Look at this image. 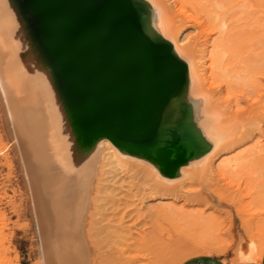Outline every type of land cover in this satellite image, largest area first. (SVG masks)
<instances>
[{"label": "bare ground", "instance_id": "bare-ground-1", "mask_svg": "<svg viewBox=\"0 0 264 264\" xmlns=\"http://www.w3.org/2000/svg\"><path fill=\"white\" fill-rule=\"evenodd\" d=\"M202 1L74 0L67 9L84 26L69 27L61 0H0V141L8 138L0 153L12 151L18 159L36 264H87L79 235H87L105 173H121L139 195L186 198L185 189L210 169H217L216 177L209 173L201 183L211 192L216 181L221 188L217 176L229 185L243 172L254 180L243 197L264 202V181L250 163L256 154L264 160V141L228 153L221 163L215 159L254 132L264 137V92L247 95L242 108L236 100L253 77L240 57L237 22L257 13L264 21V4ZM244 112L252 114L251 129L240 117ZM251 221L252 234L264 235V219ZM198 243L188 250L179 245L173 256L160 244L151 256L160 257L135 264H162L168 256L179 264L226 249Z\"/></svg>", "mask_w": 264, "mask_h": 264}, {"label": "rangeland", "instance_id": "rangeland-1", "mask_svg": "<svg viewBox=\"0 0 264 264\" xmlns=\"http://www.w3.org/2000/svg\"><path fill=\"white\" fill-rule=\"evenodd\" d=\"M261 1H263L264 4V0ZM202 2L205 1L203 0ZM187 9L189 12L192 11L189 7H187ZM239 10H241V8H236L238 12L237 15L242 16L243 14ZM258 15H260V13L250 15L237 22L238 25H240L239 29L241 36L238 42V48L241 54L240 57L247 62L253 73L249 86H243L241 92L236 91V100L240 108L246 105L245 102L248 101L247 95L253 96V98L256 99L257 94L264 92V21L259 20L257 18ZM243 33L248 34V36H244ZM244 95L245 97H243ZM241 116L244 122H248L246 125L247 129H251L252 125L250 124V118L252 114L249 115L248 112H244L240 117ZM254 133V138L243 137L239 139L237 142L238 145L235 144L231 149L222 152V155L216 156L215 159L217 158L218 161H223V157L226 158L227 155L230 157L231 155H236V152H241L243 150L247 152L249 149L255 147V145L262 143L264 137H259L256 132ZM1 140L3 142L0 141V147L8 141V138L4 136ZM9 152H7L6 155L5 152L3 154L0 153V264H36V262L38 263V261H36L38 255L35 241V226L29 212V197L22 182L17 156L14 152ZM256 155V160H253L255 159L253 158L250 163L256 167L255 171L257 170L256 172L260 175L259 178H262L264 181V160L262 159L260 161L258 157L259 154ZM263 156L262 154V157ZM215 159L214 164H217L218 161L216 162L217 159ZM257 161H259L258 164ZM218 165L212 164L214 167ZM216 168L219 167H215V169ZM210 170H208L210 174H207L216 177L215 174L217 169L215 170V174H213V172L211 173ZM241 173L243 172H240V174L235 173L236 177L233 180L234 184L232 183L233 188L230 187L232 181L229 175L227 176L225 174L230 178L229 185L227 184L228 181L226 182L227 178L222 177V175L217 176L218 180L221 179V181H219L221 188L217 189L219 185L218 181H216L217 187H214V192L207 189H212L213 187H205V185L203 186V183H201L203 180V182H205L204 176L207 175L205 174L201 177L203 178L202 181L201 178L200 181H198L200 182L199 184L197 180L193 181L195 184L185 189L187 191H184V193L187 192L185 194H188L186 198L184 195L180 194H177L179 197L177 196L175 198L158 195L149 197L146 195L147 193L143 191L139 195L140 191H137L138 188L130 185L131 182L129 183V181L128 183L129 186H132L130 187L132 190L127 188L126 185L128 184L125 182L126 178L121 175V173L113 178L111 177L113 176L111 175L112 173H105V180H103L104 182H102L101 185L104 187H101V191L98 194V196H100L96 202L98 207L95 205L97 211L95 207L92 208L95 215L92 221L87 224V235H79L80 241L85 248L86 263L135 264L137 258L147 259L149 256L151 259L149 258L148 260L152 262L154 259L160 257L153 258L155 254L157 252L159 253L161 250L159 247L160 244H162L160 245L161 247L166 245V249H170L169 254L173 256L174 253L180 254L179 250L182 251L181 249H190L192 243L196 245L198 242V244L205 242L210 244V246L213 245L212 247L217 246L218 248L214 247L216 249H219V247H222V250L226 248L224 249L225 251L223 250L220 254L219 252L212 254L217 253L216 255L221 256L229 263L234 261L237 264H259L257 258H261L263 254L264 245L261 240L264 235H253L250 227L253 225V221L251 220L254 219L256 222L259 219H264V202L254 203V201L252 202L253 199L251 196L245 195L247 194L246 191H251V189H253L254 180L249 178V176L252 177V174L240 176ZM245 177L248 179L245 180ZM127 180L128 179H126V181ZM122 181L125 185L121 183ZM208 181L212 183L215 182ZM224 182L229 187H226L227 185H225ZM206 185L208 186V184ZM261 185L260 190L264 191V183ZM228 188H232V190ZM205 190L210 191V193H204ZM136 192L139 197L143 194V196L140 197L142 201L140 204L138 202L140 198L137 196ZM198 192L201 195L204 193L201 199L198 196ZM133 193L134 195L136 194L139 200ZM243 193H245V198L243 197ZM192 194L194 195V200H192ZM260 195L264 197V192H260L259 196ZM196 196L199 198V200L197 198L198 201L195 198ZM246 203H249V205ZM162 207H164V209ZM56 236L53 235L54 238H51L59 241L61 238L60 235ZM168 238L170 242H168ZM199 239H201V243L198 241ZM181 240L183 242H181ZM160 241L162 242L160 243ZM86 242L89 244L90 250L87 248ZM169 243L172 245L174 243L175 246H173L175 248L171 245V250L170 245H168ZM185 243L187 246H185ZM207 244L204 245L208 246ZM179 245L182 247L181 249H179ZM166 249H164L165 252ZM152 250L154 252L151 254L150 252ZM129 251L131 253H129ZM177 254H175V256ZM144 256L146 257L144 258ZM171 256H168V259ZM168 259L163 261L162 264H173V258ZM133 260L134 263H132ZM141 261L147 264L145 263L147 261L142 259ZM137 262L140 264V260ZM54 264L57 263L54 262Z\"/></svg>", "mask_w": 264, "mask_h": 264}, {"label": "crops", "instance_id": "crops-1", "mask_svg": "<svg viewBox=\"0 0 264 264\" xmlns=\"http://www.w3.org/2000/svg\"><path fill=\"white\" fill-rule=\"evenodd\" d=\"M179 264H230L216 254H197L181 261ZM260 264H264V252Z\"/></svg>", "mask_w": 264, "mask_h": 264}, {"label": "water", "instance_id": "water-1", "mask_svg": "<svg viewBox=\"0 0 264 264\" xmlns=\"http://www.w3.org/2000/svg\"><path fill=\"white\" fill-rule=\"evenodd\" d=\"M74 0H61V3L64 5V9H66V11L68 10V4L69 3H72ZM68 22L70 23V26H77V25H80L79 22H77V20L75 19V17L70 13V11L68 10ZM80 26H84V25H80Z\"/></svg>", "mask_w": 264, "mask_h": 264}]
</instances>
